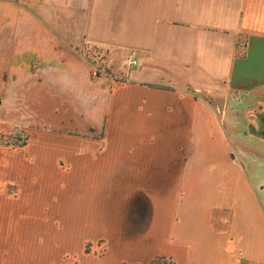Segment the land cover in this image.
Listing matches in <instances>:
<instances>
[{
  "label": "crops",
  "instance_id": "0c3cea01",
  "mask_svg": "<svg viewBox=\"0 0 264 264\" xmlns=\"http://www.w3.org/2000/svg\"><path fill=\"white\" fill-rule=\"evenodd\" d=\"M0 8L63 41L66 56L45 42L44 61L65 64L45 69L48 93L68 77L86 81L88 64L71 48L138 60L100 92L95 136L42 132L44 150L38 143L14 162L0 155V264H60L54 245L69 244L71 221L83 245L103 251L92 264H264V0H0ZM14 34L25 41L24 29ZM30 39L41 43L38 33ZM53 141L80 147L61 154ZM62 175L82 178L85 199H57L68 188L56 184ZM49 234L61 242L45 241Z\"/></svg>",
  "mask_w": 264,
  "mask_h": 264
},
{
  "label": "rangeland",
  "instance_id": "374dc122",
  "mask_svg": "<svg viewBox=\"0 0 264 264\" xmlns=\"http://www.w3.org/2000/svg\"><path fill=\"white\" fill-rule=\"evenodd\" d=\"M17 27L26 32L25 41L14 34ZM42 27L39 21L33 19L32 16H25L19 21L12 20L8 14H3L0 8V155L9 161L13 160V162L22 161L24 156L31 152L35 154L34 148L31 147L39 143L42 132L89 138L95 136L96 127L102 125L103 109L105 108L104 95H101L100 92L102 90L106 92L108 84L112 80L115 82L125 81L130 69L128 61L133 56V54L128 55L114 48L89 47L86 44L78 50L71 48L69 51L72 56L82 58V62L88 64L89 74L86 81L78 80L77 83L76 80L72 81L68 77L63 81L61 88V86L55 85L54 80L53 91L48 93L47 90H44V85L49 82V77L43 78L46 73L45 69L54 65V70L58 71L57 67L65 64L56 62L49 64L44 61L46 59V40L51 43V49L53 48L51 53L54 55L66 56L67 53H63L65 47L63 41ZM36 33L39 34L41 43L33 46L32 43H29V39ZM57 84L60 85L59 82ZM76 85L81 89V94H76ZM39 145L40 150L45 149L44 142ZM46 145L49 147V144L46 143ZM50 146L55 152L61 154L71 153L80 147L78 144H59L58 141L50 142ZM19 148H25V151H12V149ZM81 179L78 175L60 176L56 184L69 189H65L66 191L61 196L59 194L57 199L81 200L82 197L85 199L86 195L76 192L81 186ZM20 182L25 192L33 190L32 182L28 178H24L23 175L20 177ZM9 189L12 192L15 191L16 185L10 184ZM70 189L74 192H70ZM25 202L26 200L22 203ZM76 206L75 204L73 208ZM36 215L40 218L42 211L38 210ZM41 221L42 219L34 221L35 238L42 235ZM78 222H70L69 225L75 230L71 231L69 244H63L66 246L64 249L61 250L54 245L57 255H60L57 259L60 260V264L62 263V254L67 250L70 254L65 255L66 264H92L94 256L103 255L102 249H100V254L98 247L95 249L93 243L86 242L83 245V237L78 231ZM36 229L39 231L38 233H36ZM51 237L52 235H47L45 241L50 242ZM59 238L55 234L52 240L57 244L62 240ZM98 246H101L100 243ZM169 263L170 260L166 259L161 260L159 264Z\"/></svg>",
  "mask_w": 264,
  "mask_h": 264
},
{
  "label": "trees",
  "instance_id": "16d2710c",
  "mask_svg": "<svg viewBox=\"0 0 264 264\" xmlns=\"http://www.w3.org/2000/svg\"><path fill=\"white\" fill-rule=\"evenodd\" d=\"M243 50L239 51V55H243ZM161 260H166L164 257H158L156 260H154L151 264H159ZM169 264H173L172 260H170Z\"/></svg>",
  "mask_w": 264,
  "mask_h": 264
},
{
  "label": "built area",
  "instance_id": "2783aa9c",
  "mask_svg": "<svg viewBox=\"0 0 264 264\" xmlns=\"http://www.w3.org/2000/svg\"><path fill=\"white\" fill-rule=\"evenodd\" d=\"M128 64H129L130 67L137 66L138 65L137 57L135 55H133L131 57V59L128 61Z\"/></svg>",
  "mask_w": 264,
  "mask_h": 264
}]
</instances>
